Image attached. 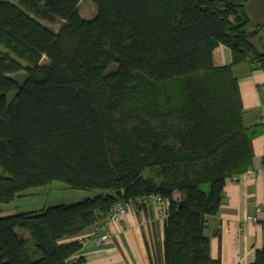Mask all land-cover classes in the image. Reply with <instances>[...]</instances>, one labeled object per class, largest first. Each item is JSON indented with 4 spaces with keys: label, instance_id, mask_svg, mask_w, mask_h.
<instances>
[{
    "label": "trees",
    "instance_id": "trees-1",
    "mask_svg": "<svg viewBox=\"0 0 264 264\" xmlns=\"http://www.w3.org/2000/svg\"><path fill=\"white\" fill-rule=\"evenodd\" d=\"M88 1L92 20L81 17L82 0H20L61 20L54 32L0 0V203L54 181L102 191L0 218V264H83L74 258L82 245L64 240L107 220L116 203L140 212L150 195L169 201L155 264H221L205 230L254 151L238 80L213 52L224 45L232 65L264 71L249 0ZM20 72L24 81L12 76ZM252 264H264V248Z\"/></svg>",
    "mask_w": 264,
    "mask_h": 264
},
{
    "label": "crops",
    "instance_id": "crops-1",
    "mask_svg": "<svg viewBox=\"0 0 264 264\" xmlns=\"http://www.w3.org/2000/svg\"><path fill=\"white\" fill-rule=\"evenodd\" d=\"M260 3L261 12L257 3L252 0L246 3V12L261 15L262 23L249 17L252 26L264 25V0ZM259 32L254 38L262 37L264 28ZM257 49L264 53V43ZM213 62L217 67L230 66L238 80L243 122L251 133L254 156L247 170L251 171L249 179L245 177L246 171L239 181H227L222 206L218 214L209 219L205 234L210 238L213 259L221 264H252L257 252L264 248V71L254 70L255 66L247 62L232 65L231 51L224 45L214 50ZM167 215V208L147 206L138 214L128 211L119 223L108 219L100 221L95 235L92 227L64 241L79 242L89 237V242L83 244L74 257L82 259L83 264H155L158 259L163 262ZM251 217H257L259 223L250 221ZM103 234L108 239L99 245L98 237Z\"/></svg>",
    "mask_w": 264,
    "mask_h": 264
},
{
    "label": "rangeland",
    "instance_id": "rangeland-1",
    "mask_svg": "<svg viewBox=\"0 0 264 264\" xmlns=\"http://www.w3.org/2000/svg\"><path fill=\"white\" fill-rule=\"evenodd\" d=\"M4 1H10L22 7L32 17L37 19L41 24H43L44 26H46L47 28L51 29L54 32H59V30L63 25V22L61 20H57L54 23H50L37 17L33 13L29 12L25 7H23V5H21L20 3V0H4ZM252 2L257 3L256 5L259 9V12H261L263 5L260 3V0H252ZM79 11L81 17L86 20H92L97 16L96 6L88 0H82V2L79 5ZM246 14L249 15L250 18L252 16L254 22L262 23V20L260 19L261 17L260 14L259 16L250 15L249 12H247ZM259 26L260 25L252 26L251 24L249 28V33H253L254 31H256L255 29H257ZM258 30L261 29L258 28ZM252 42L260 49L261 45L264 43V35L262 37L253 38ZM0 49L4 52L6 51L1 46ZM46 62L47 61H45V63ZM116 68H117L116 65H112L110 71H113ZM12 76L19 81H24L25 74L24 72H20L18 74H13ZM14 95L15 92L10 93L8 95V101H11ZM5 175L6 173L0 167V177ZM101 193L102 191L96 189L94 190L73 189L61 181H54L50 185L39 188H33L21 193L20 195H17L16 198L11 203L8 204L0 203V218L15 216L23 213L40 212L43 209H47L58 205H71L79 201H82L86 198L96 197ZM16 232L19 234L21 238L25 239L29 243V247L32 246L31 249H33V241L31 239L29 231L23 230L21 228H16ZM39 258H41V254L34 255V259H39Z\"/></svg>",
    "mask_w": 264,
    "mask_h": 264
},
{
    "label": "built area",
    "instance_id": "built-area-1",
    "mask_svg": "<svg viewBox=\"0 0 264 264\" xmlns=\"http://www.w3.org/2000/svg\"><path fill=\"white\" fill-rule=\"evenodd\" d=\"M241 175L242 174L235 175L231 179L234 180V181H239L240 178H241ZM250 176H251V171H247L245 173V177L249 179ZM144 202L148 206H156V205H158V206H160L162 208H167V210L169 208V201L168 200H165V199H163V198H161V197H159L157 195H150V196L146 197L144 199ZM128 211H131L134 214H138L139 213L138 207L135 206V205H132V204H123V203H116L111 208V210L109 212L108 220L119 223V222H121L122 217L126 213H128ZM257 211H260V208L259 207L257 208ZM250 221L255 222V223H259V220L257 219V217H251L250 218ZM263 226H264V223H263ZM93 230H94L93 235H95L96 234L95 231L99 230V227L94 226L93 227ZM107 239H108V236L103 234V235H101V236L98 237L97 243L99 245H102V244H104L107 241ZM87 242H89V237L82 238L79 241V243L81 245H83V244H85Z\"/></svg>",
    "mask_w": 264,
    "mask_h": 264
}]
</instances>
